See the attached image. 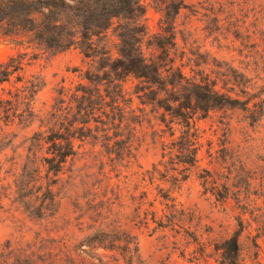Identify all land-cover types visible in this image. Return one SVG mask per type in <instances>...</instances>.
Listing matches in <instances>:
<instances>
[{"label": "rangeland", "instance_id": "1", "mask_svg": "<svg viewBox=\"0 0 264 264\" xmlns=\"http://www.w3.org/2000/svg\"><path fill=\"white\" fill-rule=\"evenodd\" d=\"M185 1L189 6L181 8L174 18L170 55L175 64L188 77L210 80L233 97L250 99V106L258 102L264 107V0ZM69 2L74 7L64 13L69 20L89 14L87 6H101V0ZM146 7L145 17L142 13L138 17H114L108 29L94 36L98 54L92 56H86L81 47L74 45L63 50L45 47L30 41L25 32L20 35L22 40L10 42L0 28V60L21 54V74L25 76L19 81L13 74L10 82L1 85L5 87L0 89L3 97L10 96L8 90L14 93L26 79L35 77L44 82L35 102L41 113L50 111L63 93L69 101L83 85L92 90L99 87L108 100V110L114 104L121 106L116 110V123L120 125L98 114L91 122L94 128L99 126L94 130L98 139L91 138L97 144L86 141L59 173L60 179L54 185L59 192V210L54 218L49 216V199L44 195L49 179L41 157L46 146L33 149H37L33 166L36 171L31 172L35 181L28 187L21 178L29 144L26 138L34 133L38 122L28 125L16 118L4 127L8 134L0 145L5 147L0 153L1 260L13 261L12 250L30 244L42 245V253L55 244L73 245L80 233L68 227L67 222L74 217L72 201L76 191H82L83 180L102 191L110 176L111 185L124 199L126 214L132 215L131 196L148 192L145 198L155 201L159 214L163 213L164 204L156 197L167 192L176 197L179 210L174 226L129 225L149 264H225L226 241L240 228L241 264H264V117L259 122L252 121L249 111L231 105L198 112L195 117L200 134L199 161L194 165L170 163L167 142L181 134V125L172 120L165 106L153 100L144 102L142 91H136L143 82L135 74L117 71L124 61L123 48L133 53L132 46L137 45L148 56L160 51L155 40L163 37L159 35L163 12L154 3ZM115 95L116 101L111 97ZM115 133L119 134L117 138L130 140L133 156L110 153L102 145L113 142L114 137H105ZM164 164H169L168 169ZM156 167L162 171H155ZM25 205L34 215L28 214ZM35 210H41L42 217L36 216ZM85 249L74 253L85 264L114 262L110 250L89 246Z\"/></svg>", "mask_w": 264, "mask_h": 264}, {"label": "trees", "instance_id": "2", "mask_svg": "<svg viewBox=\"0 0 264 264\" xmlns=\"http://www.w3.org/2000/svg\"><path fill=\"white\" fill-rule=\"evenodd\" d=\"M149 3L161 6L160 9L163 12L159 33L163 37L155 40V45L160 51L148 56L143 48L137 45L132 46L133 53L123 48L121 55L124 61L117 71L119 74H121L120 71L135 74L143 82L137 86L136 91H142L140 95L144 102L153 100L165 106L170 110L172 120L175 119L181 125V134L167 142L169 153H171L169 162L178 161L182 164L194 165L200 159L198 145L200 134L195 117L198 112L205 113L224 105L238 106L249 111L248 116L252 121L259 122L264 117V107L258 102L250 106V99L242 100L233 97L230 93L217 88L216 84L210 80L188 77L175 64L170 55V47L175 37L174 18L181 8L189 6L188 2L185 0H101V6H87L90 10L89 14H83L84 16L77 20H69L64 18L65 12L74 9L69 0H0V28L10 42L22 40L20 35L25 32L30 41L34 40L45 47L63 50L74 45L81 47L86 56H92L98 54L93 41L94 36H99L108 29L114 17H138L140 13L142 17H145L146 6ZM121 36L123 40L124 33H121ZM23 67L21 54H13L8 60H0V89L5 90V87L1 85L10 82L13 74L17 75V80L22 81L25 77L21 74ZM43 86L42 80L35 77L28 78L24 81L23 87H17L16 92L8 90L10 96L0 95V129L4 134L0 135V145L2 139L8 134L3 130L4 127L14 123L16 118L19 122H25L28 125L38 122L34 133L26 138L29 144L21 178L23 184L28 187L32 181H35L31 172L36 171L33 166L37 162V149L35 151L33 149L46 146L45 154L41 157L47 166L49 179L44 195L47 201L49 199V202H46L50 209L49 216L54 218L59 210L57 199L59 192L54 189V185L60 179L59 173L63 172V167L69 158H74L86 141L93 145L97 144V140L93 143L91 138L98 139V134L94 130L99 126L94 128L91 122L99 116L98 114H104L110 118V122L116 126L120 125L116 123L118 114L116 110H119L121 106L114 104L113 109L108 110L105 108L108 100L101 89L98 87L92 90L83 85L72 94L69 101L66 99V93H63L61 98L52 105L50 111L41 113L36 109L35 102ZM116 95L111 96L115 101ZM100 119L103 120L104 117L101 116ZM174 134L175 131L171 133V135ZM118 135L115 133L111 137L108 134L110 137L105 138L111 140L114 137V141H107L102 145L110 153H116L119 156L128 153L129 156H133L130 140L123 137L117 138ZM77 140L82 142L77 144ZM102 141L105 140L102 139ZM4 148L0 146V153ZM164 165L168 169L169 164ZM155 171L162 170L156 167ZM110 179L111 177L108 176L102 191L95 190L93 185H89L84 180L82 191H76L72 201L74 217L67 222L68 227L72 226L74 232L80 233L73 245L55 244L43 253L42 245L39 247L36 243L34 246L30 244L27 247H18L12 250L15 255L13 261L0 259V264H85L84 259L74 253H77L79 249L86 251V246L92 249L110 250L113 264H149L142 256L139 239L129 225L134 223L149 226L155 223V227L174 226L177 223L176 211L179 210L176 197L171 192L159 194L156 199L159 198L164 204L163 213L159 214L155 201H148L145 198L148 192H144L140 197L131 196L134 205L132 215L126 214L123 211L126 205L121 192L111 185ZM208 181L206 177L205 183ZM29 195L24 194L28 197ZM35 199H38V196ZM56 205L58 207H55ZM25 210L28 214H32L30 207L26 205ZM35 214L42 217L41 210H35ZM241 231L242 228L236 230L226 241L223 258L225 264H241L238 256ZM50 238L55 241V237ZM57 247H59L58 250ZM102 259L101 255L100 260ZM106 263L101 262V264Z\"/></svg>", "mask_w": 264, "mask_h": 264}]
</instances>
